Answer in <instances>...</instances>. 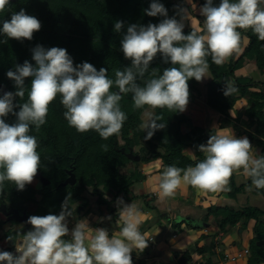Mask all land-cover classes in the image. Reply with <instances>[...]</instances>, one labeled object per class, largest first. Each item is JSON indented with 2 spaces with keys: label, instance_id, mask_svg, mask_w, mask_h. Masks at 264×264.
<instances>
[{
  "label": "clouds",
  "instance_id": "9594fccd",
  "mask_svg": "<svg viewBox=\"0 0 264 264\" xmlns=\"http://www.w3.org/2000/svg\"><path fill=\"white\" fill-rule=\"evenodd\" d=\"M191 3V0H188ZM10 0H0V14L10 12V19L2 21L0 36L17 41L32 40L42 24L35 16L22 8L10 11ZM205 19L201 26H192L184 34L185 19L191 13L179 8L180 20L168 17V11L158 0H153L145 14L149 17H164L159 24L147 26L131 24L121 40V51L131 65L117 69L115 79L108 76V69L97 70L91 63L75 65L67 50L60 47L45 49L41 45L33 48V66L28 61L16 65L15 71L6 75L14 81L15 92L0 96V191L5 182L24 190L33 182L40 169L41 157L38 140L30 135V126L36 131L46 123L49 105L60 96L64 107V118L70 127L79 133L94 130L107 140L119 135L127 115L121 110L123 95L131 94L136 109H167L172 113L186 111L190 90L188 81L197 82L208 77L210 56L216 65L224 64L234 53L241 50L240 30H251L260 41H264V0H206L200 8ZM123 21H117L114 31L119 33ZM7 39L0 41L6 43ZM161 55L165 63L172 65L157 75V69L146 79L150 63ZM30 86H25L26 78ZM113 87L118 91H113ZM238 89L231 83L224 84L226 96ZM27 101L14 104L18 97ZM19 108L18 112L14 108ZM12 114L16 121L6 123ZM146 119L139 127L152 138L157 130L166 127L163 116L145 111ZM105 152L107 145H102ZM204 156L195 166L180 168L169 165L158 177L161 198L174 196L182 184L198 190L217 192L227 190L233 173L243 170L251 178L257 190L264 189V155H258L248 137L237 138L232 130L225 129L211 134L206 144L198 146ZM68 198L62 204L59 215H32L26 223L31 230L20 234L15 243L17 255L0 251V264H133V250L143 252L148 240L139 231V212L134 204H124L118 198L123 226L119 234L105 228L92 229L87 220H80L71 230L67 218L72 215ZM110 219V217H109ZM70 239H65L69 237ZM12 240V237H8Z\"/></svg>",
  "mask_w": 264,
  "mask_h": 264
},
{
  "label": "trees",
  "instance_id": "16d2710c",
  "mask_svg": "<svg viewBox=\"0 0 264 264\" xmlns=\"http://www.w3.org/2000/svg\"><path fill=\"white\" fill-rule=\"evenodd\" d=\"M153 0H10V11L19 12L22 8L28 15L35 16L42 24L40 31L35 32L32 40L17 41L0 36V41L7 39L6 43H0V84H3L8 92H15V83L10 80L6 73L9 70L15 71L16 65H22L28 61L35 66L32 59V49L37 45L45 49L60 47L67 50L72 57L74 66L83 62L91 63L97 70L101 67L108 69V76L115 79V71L122 70L131 65V61L124 58L121 51V40L126 34L127 27L131 24L147 26L149 23L159 24L164 17H149L145 9L150 7ZM168 11V17L178 15L179 8H186L191 13L189 20L185 19L184 34L192 31L190 20L197 18L201 27L204 17L195 13L193 4L203 6L206 0H158ZM220 0H213L218 5ZM11 13L0 14V27L2 21L10 19ZM117 21H123L124 27L121 32L114 31ZM242 35L241 48L243 51L237 56L234 53L224 64L216 65L208 57L210 79L206 84L205 104L209 110L221 115H228L236 103L241 99H247L249 107L245 110L247 121L242 122L243 134L250 137L252 143L260 148V155H264V90L254 91V87L262 86L261 81H255L249 76L238 75V72L249 61H255L259 71L264 72V41L258 40L251 30H240ZM244 39L247 40L244 46ZM165 63L161 55L150 63L147 79L153 69H157V75L163 70L171 67ZM190 97L189 101L197 102L201 97V82L194 78L188 81ZM233 84L238 91L229 96L224 94V84ZM31 84V78H26L25 86ZM113 91H118L115 87ZM3 93L0 91V96ZM60 96L49 105L46 123L39 131L35 126H30V135L36 136L38 140V152L41 157L40 172L50 181L40 188L32 184L26 185L25 189L17 190L15 185L5 182L3 191H0V203H5L9 209L14 208L21 213L29 211L26 204L36 205L34 215L44 216L48 214L59 215L62 204L68 198L69 210L72 215L79 213L89 204L90 198L96 197L94 203L100 208L105 206L108 211L119 214L118 198L126 203L133 194L131 187L141 181L142 176L136 170L123 173L122 169L127 167L131 161L121 150L124 148L128 153L134 152L135 147L142 140L150 147L149 152L141 148V162L160 159L164 168L175 165L180 168L195 166L197 162L204 159L198 146L206 144L214 131L193 126L186 130L189 118L183 113H172L167 109H155V115L163 116L161 123L166 127L157 130L151 139L145 140L147 135L139 125L143 122L142 114L147 107L136 109L131 94L123 95L120 101L121 110L127 115L123 128L119 135H113L109 139H102L94 130L86 133H79L75 128L70 127L64 118V107L60 103ZM27 101V93L23 100L17 97L14 104ZM15 112L19 108H14ZM239 115L237 119H241ZM16 117L9 114L5 122L12 124ZM255 128L254 132L250 129ZM123 140L124 144H120ZM102 145H107L105 152ZM190 150L193 155L188 152ZM139 155L138 153H135ZM69 173L76 177L75 185H64L69 178ZM39 180V179H38ZM231 192L229 195L235 197L243 191L249 190L254 195L264 198V189L257 190L251 184V178L247 182L237 185L235 174L229 181ZM87 194V195H86ZM40 196L39 199L37 197ZM86 203V204H85ZM207 216H214L218 220L219 230L226 232L228 228H235L239 224L246 227L250 221H256L254 226L255 237L250 244V258L248 264L264 263V210L257 207L247 206L240 210H233L229 207L210 206L207 209ZM70 217V216H69ZM68 217V218H69ZM17 222L13 221V224ZM190 225V222H188ZM194 228V227H193ZM199 229V228H194ZM31 230V229H30ZM12 240L2 251L12 252L10 243L22 237L17 232L13 233ZM200 254L209 250L207 247H197ZM13 253V252H12ZM192 257L187 251L180 259L182 264H190Z\"/></svg>",
  "mask_w": 264,
  "mask_h": 264
},
{
  "label": "crops",
  "instance_id": "0c3cea01",
  "mask_svg": "<svg viewBox=\"0 0 264 264\" xmlns=\"http://www.w3.org/2000/svg\"><path fill=\"white\" fill-rule=\"evenodd\" d=\"M195 7V13L200 15L199 10L202 6L197 3ZM190 24L201 26L197 18H192ZM246 44L247 40L244 39V46ZM243 48L237 53V56L242 53ZM238 75H246L255 81H261L262 86L254 87L252 90H264V72L257 69L255 61L247 62L238 72ZM209 78L208 73L205 85L200 88L203 98L206 97V84ZM197 100V102L189 101L191 105L188 103L187 106V108H191L193 105L196 107L194 110L184 111L190 119L185 126L186 130L195 126L214 131L215 134L217 131L230 129L237 138L248 137L250 140L247 134H243L245 132L244 126L237 120L239 112L249 107L247 99L239 100L228 115H221L212 110L206 111V114L201 113L198 104L204 100ZM251 144L257 154L260 155V148L252 142ZM188 153L193 155L191 152ZM140 163L141 166L138 171L142 179L131 187L133 192L131 199L124 204L135 205L139 212V231L149 240L148 247L143 252L132 251L133 264H182L180 259L187 251L192 257L190 264H248L251 253L250 244L255 237L254 226L256 221H250L246 227L239 224L235 228H228L226 232H221L218 220L214 216L208 217L207 209L214 205L229 207L233 210H240L247 206L264 210L263 202L254 200L255 198L258 199L257 195L246 190L233 197L229 195L231 192L229 185H227V190L210 192L182 184L174 196L161 198L158 177L164 169L162 161L155 159ZM233 174H235L237 185L247 182L248 176L244 174L242 169ZM94 202H90L81 212L67 218L69 229L74 228L78 221L87 220L88 226L92 229L105 228L110 237L113 233L118 235L123 226L120 211H118L119 214L112 213L105 206L100 208ZM250 202L254 205H250ZM157 215L162 218L160 219ZM3 219L0 217V229L3 228L4 232L9 229L18 232L24 228L23 224L15 225L7 222H4L2 227ZM188 222L191 226H188ZM65 239H70V236L65 237ZM20 240L19 238L18 241ZM3 241L1 236L0 251L4 250L9 243V241ZM259 244L264 245V241ZM203 246L210 249L206 253L200 254L196 248ZM12 250V252L16 251V249ZM247 250L248 253H246ZM239 254L241 256H238Z\"/></svg>",
  "mask_w": 264,
  "mask_h": 264
},
{
  "label": "rangeland",
  "instance_id": "374dc122",
  "mask_svg": "<svg viewBox=\"0 0 264 264\" xmlns=\"http://www.w3.org/2000/svg\"><path fill=\"white\" fill-rule=\"evenodd\" d=\"M197 5V3L196 4H193V8L192 9H195L196 6ZM197 14V13H196ZM210 75V74H209ZM207 78V77H206ZM206 78H204L203 79V81L201 82V85H200V88H203V85H205V82H206ZM210 79V78H209ZM201 99H203V100H205V97L203 98V97H199V100H201ZM189 105H191L190 103H189ZM193 105L191 106V108H187L186 110H188V109H193L194 110V108H196V107H193ZM198 107H199V112H201V113H204V114H206V111H208L209 109L207 108V105L205 104V102L203 101V102H200L199 104H198ZM247 109V108H246ZM245 108L244 109H242L240 112H239V114H238V116L237 117H239V115H242V117H241V119L239 120V119H237L239 122H240V124H242V122H243V120L244 121H247L248 119H247V117H246V115H245V110H246ZM145 111H153L154 112V115H155V113H156V110H151V109H146ZM145 113V112H144ZM144 113L142 114V120H143V122H144V120L146 119V117L144 116ZM204 114H202L203 116H204ZM193 127V126H192ZM254 130H255V128H252V129H250V132H254ZM120 144H124V142H123V140H120ZM145 147V149H146V151L145 152H149L150 151V147H149V145L147 144V143H145L144 141H142V140H140L139 141V145L137 146V147H135V149H134V152L135 153H138L139 155L141 154V152H142V150H141V148H144ZM189 152H191L190 150H188ZM192 153V152H191ZM141 166V163L140 162H130L128 165H127V167H125V168H123L122 169V172L123 173H129V172H131V171H134V170H136L137 172H139L138 170H139V167ZM34 187H36V188H40L41 187V181L40 180H38L37 178H34V180H33V182L31 183ZM87 195V194H86ZM40 198V196H38L37 197V199H39ZM258 199H254V200H256V201H262L263 202V204H264V198H262V197H260V196H258L257 197ZM253 199V198H252ZM96 200V197H93V198H90V201H89V203L90 202H94ZM89 203H87V204H89ZM86 204V203H85ZM250 205H254V203H252V202H250ZM256 205V204H255ZM26 208H27V210L29 211V213H34L35 212V210H36V205H33L32 203H30V204H26ZM157 217H159L160 218V216H158L157 215ZM162 218V217H161ZM160 218V219H161ZM7 219V218H6ZM7 221H8V219H7ZM6 221V222H7ZM2 223V227L4 226V222H1ZM13 224V223H12ZM14 232H16L15 230L14 231H12L11 229H9L7 232H4V230H3V228L2 229H0V237L2 236V238H3V240L6 242V241H11V240H9L8 239V237L10 236V237H12V236H14L13 235V233ZM20 239H22V237H20ZM18 240H19V237H18ZM18 240H16L15 242H13V243H10L11 244V246H12V248L13 249H15V243H18L19 241ZM3 241V242H4ZM18 241V242H17ZM14 252H16V251H14ZM14 252H13V254H14Z\"/></svg>",
  "mask_w": 264,
  "mask_h": 264
},
{
  "label": "water",
  "instance_id": "95a60500",
  "mask_svg": "<svg viewBox=\"0 0 264 264\" xmlns=\"http://www.w3.org/2000/svg\"><path fill=\"white\" fill-rule=\"evenodd\" d=\"M0 91L3 94L5 92H8L7 88L3 84H0ZM121 151L123 153H125L131 161L141 162V156L134 154V152L132 150H130L128 153H126L125 149L123 148ZM69 175L70 176L67 179V181L64 183V185L73 186L76 183V177L72 173H69ZM35 178L39 179L44 186H47L50 184V181L47 178H45L40 172H38V174L35 176ZM0 213L3 214L8 219V221H15V222L24 224V228L21 231H18L17 232L18 234L22 235V234L26 233L27 231H29L32 227L31 225L26 223L28 217L32 216L27 211H24L21 213L17 209H14V208L9 209L5 203H0ZM260 243H262V242H260Z\"/></svg>",
  "mask_w": 264,
  "mask_h": 264
},
{
  "label": "flooded vegetation",
  "instance_id": "af4514ba",
  "mask_svg": "<svg viewBox=\"0 0 264 264\" xmlns=\"http://www.w3.org/2000/svg\"><path fill=\"white\" fill-rule=\"evenodd\" d=\"M30 214H31V215H34V213H30ZM0 217L4 218V219H3V222L6 223V221H7L6 217H5L3 214H1V213H0ZM7 223H13V221H7ZM16 224H23V223H18V222H17ZM16 224H15V225H16ZM23 226H24V224H23Z\"/></svg>",
  "mask_w": 264,
  "mask_h": 264
},
{
  "label": "built area",
  "instance_id": "2783aa9c",
  "mask_svg": "<svg viewBox=\"0 0 264 264\" xmlns=\"http://www.w3.org/2000/svg\"><path fill=\"white\" fill-rule=\"evenodd\" d=\"M246 253H248V250L246 251ZM14 255H17V253H16V252H14ZM238 256H241V255L239 254Z\"/></svg>",
  "mask_w": 264,
  "mask_h": 264
}]
</instances>
